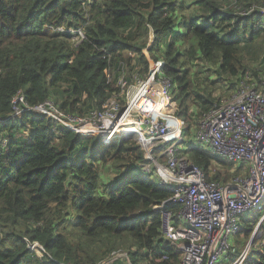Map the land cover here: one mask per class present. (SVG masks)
Here are the masks:
<instances>
[{
  "label": "trees",
  "instance_id": "obj_1",
  "mask_svg": "<svg viewBox=\"0 0 264 264\" xmlns=\"http://www.w3.org/2000/svg\"><path fill=\"white\" fill-rule=\"evenodd\" d=\"M263 9L264 0H0V264H102L119 249L129 264H179L155 209L172 191L139 172L143 149L126 138L105 144L32 111L13 116L14 98H53L76 114L103 110L118 90L109 73L125 61L144 75L147 48L176 84L190 137L198 117L221 103L217 89L232 94L264 80ZM192 150L209 180L230 179L231 162ZM108 164L126 176L107 181ZM257 221L243 226L247 238ZM253 246L243 264H264V243Z\"/></svg>",
  "mask_w": 264,
  "mask_h": 264
},
{
  "label": "built area",
  "instance_id": "obj_2",
  "mask_svg": "<svg viewBox=\"0 0 264 264\" xmlns=\"http://www.w3.org/2000/svg\"><path fill=\"white\" fill-rule=\"evenodd\" d=\"M75 34L76 42L85 38L82 30ZM163 62L152 61L148 73L132 83L128 63L121 61L108 75L118 90L103 110L76 114L53 98L32 105L16 96L13 116L27 111L43 114L82 136H97L105 144L113 138L136 141L144 154V161L137 164L139 172L149 178L156 175L154 180L172 191L155 209L161 237L181 252L179 264H243L255 237L264 234V210L252 211L264 198V80L257 87L241 82L223 103L203 114L190 135L191 145L200 142L221 160L249 166L248 172L226 182L209 180L182 151L186 149L184 123L177 116L174 81L164 74ZM172 204L179 208H169ZM253 219L258 221L250 239L239 248L233 239ZM27 241L39 256L44 255L42 245ZM256 241L260 245L264 238ZM121 256L125 255L113 251L102 264Z\"/></svg>",
  "mask_w": 264,
  "mask_h": 264
},
{
  "label": "rangeland",
  "instance_id": "obj_3",
  "mask_svg": "<svg viewBox=\"0 0 264 264\" xmlns=\"http://www.w3.org/2000/svg\"><path fill=\"white\" fill-rule=\"evenodd\" d=\"M148 44H151L152 43V38H151V36H150V39L148 40V42H147ZM144 51H146V52H148V49L147 48H144L143 49ZM127 54V56H126V58L128 59V52L126 53ZM148 54H149V52H148ZM150 55V54H149ZM147 57V56H146ZM148 60H149V67H148V70H147V72L144 74V75H142L141 73H138V70H139V67L138 68H136L135 66H132V65H129V70H128V78L132 81V83H134L137 79H139V78H143L142 76H145L147 73H148V71H149V68H150V63L152 62V61H157V60H155V59H153L151 56H150V59L148 58ZM161 60V59H160ZM201 75H202V73H201ZM200 75V76H201ZM213 77V78H212ZM210 79H208L209 81H211V80H214V75L212 76ZM206 81H207V78H205V79H200V83L202 84V85H206ZM174 85H175V87H174V92H173V100L176 102V107L178 108V103H177V101H176V99H175V97H177L178 96V90L176 89V84H175V82H174ZM226 90H227V88H224V89H217V91H215V96H217V97H219V98H221V103H223L230 95H231V93L229 94L228 92H226ZM233 93V92H232ZM122 96H120V98H121ZM195 109H196V106H195ZM200 117H198V122H199V119ZM196 128H197V126H196ZM184 130V129H183ZM196 130V129H195ZM195 130H194V132H195ZM194 132H193V135H194ZM184 134V133H183ZM185 136V135H184ZM190 140V137H188V136H185V142L187 143V140ZM134 142H136V141H134ZM186 143H184V147H186V151H187V153H188V155L191 157V155H192V153H193V150H192V146L193 147H197V146H201V147H205V145L204 144H201L200 142H194V144L193 145H191L190 146V144H186ZM137 144V143H136ZM181 149H182V145H181ZM182 151H183V149H182ZM183 152H185V151H183ZM191 160H192V158H190ZM232 163V162H231ZM232 167L228 170V172H229V174H230V179L231 178H233V176H236V175H240V174H243V173H246V172H248L249 171V166L247 165V164H245V163H243V164H237V163H232ZM215 168L217 169V170H220L221 172H224V171H226L224 168H222L221 166H219V165H216L215 164ZM234 168V169H233ZM239 168H240V170H239ZM123 169V167L122 168H116V167H113L112 166V164H108L105 168H103V176L105 177V179L108 181H110V180H112L113 178H115L116 179V177H118V176H121L122 175V173H120L121 172V170ZM234 172H235V175H232V174H234ZM124 173V172H123ZM126 174V173H125ZM125 174H123L122 176L124 177V176H126ZM154 178H157L156 177V175H153L152 176V180H154ZM258 209H263L264 210V198H263V200H262V202H261V204L258 206V207H256V208H254L252 211H253V214H255L257 211H258ZM263 238H264V234H262V235H258V236H256L255 237V239H254V241H255V243H256V239H258L260 242H262V240H263ZM250 239V237L249 238H247L246 237V235L245 234H243L242 233V231H240L235 237H234V239H233V242H235V244L239 247V246H241V247H243L247 242H248V240ZM253 249H256V247L255 246H253ZM117 252H121V254H124L125 256H121V257H118V258H116V259H114V260H117V264H129L128 263V256H127V253H126V251H124V250H122V249H119V250H117ZM113 262V261H112ZM109 263H111V262H109ZM109 263H107V264H109Z\"/></svg>",
  "mask_w": 264,
  "mask_h": 264
},
{
  "label": "bare ground",
  "instance_id": "obj_4",
  "mask_svg": "<svg viewBox=\"0 0 264 264\" xmlns=\"http://www.w3.org/2000/svg\"><path fill=\"white\" fill-rule=\"evenodd\" d=\"M141 92H143V90H141ZM112 140H115V138H113Z\"/></svg>",
  "mask_w": 264,
  "mask_h": 264
},
{
  "label": "crops",
  "instance_id": "obj_5",
  "mask_svg": "<svg viewBox=\"0 0 264 264\" xmlns=\"http://www.w3.org/2000/svg\"><path fill=\"white\" fill-rule=\"evenodd\" d=\"M239 248H241V247H239Z\"/></svg>",
  "mask_w": 264,
  "mask_h": 264
}]
</instances>
